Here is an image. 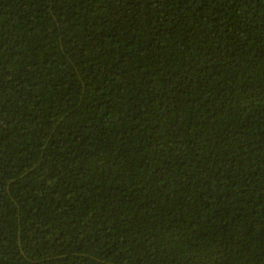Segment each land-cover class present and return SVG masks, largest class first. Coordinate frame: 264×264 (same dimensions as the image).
<instances>
[{
	"label": "trees",
	"instance_id": "obj_1",
	"mask_svg": "<svg viewBox=\"0 0 264 264\" xmlns=\"http://www.w3.org/2000/svg\"><path fill=\"white\" fill-rule=\"evenodd\" d=\"M0 264H264V0H0Z\"/></svg>",
	"mask_w": 264,
	"mask_h": 264
}]
</instances>
